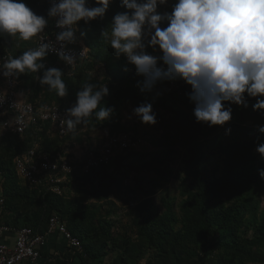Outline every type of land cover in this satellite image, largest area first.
I'll use <instances>...</instances> for the list:
<instances>
[{
  "label": "trees",
  "instance_id": "16d2710c",
  "mask_svg": "<svg viewBox=\"0 0 264 264\" xmlns=\"http://www.w3.org/2000/svg\"><path fill=\"white\" fill-rule=\"evenodd\" d=\"M174 2L158 12H170ZM126 10L120 6V0H113L103 18L87 24L83 20L78 22V34L84 33L80 36L88 57L72 73L58 56L48 54L44 58L48 66L62 70L68 88L65 97L39 84L42 72L26 71L16 77L18 89L37 108L45 104L68 108L85 82L106 84L109 95L100 106L106 104L114 112L102 122L89 117L66 136H60L56 130L52 136L50 132L55 127L47 121L29 125L22 134L1 131L0 190L4 202L0 204V227H30L35 234L47 235L50 218L55 215L80 238L81 249L72 250L60 232L50 235L36 264H140L143 259L145 264H264V209L260 199L264 179L259 175V170L264 169V158L256 151L264 143V133L258 130L264 125V110L254 111L255 98H247L248 107L231 104L232 119L223 126L210 127L196 121L194 105L186 95L191 91L190 85L183 94L165 93L164 81L151 92H141L137 81L143 77L136 74L135 67L127 64L123 55L116 57L101 35L103 29L110 31L112 17ZM34 48L35 36L29 40L19 35L0 36V55L9 53L16 57ZM147 52L162 54L151 47ZM97 62L104 63L101 75ZM5 78L0 75L1 81ZM133 103H151L153 109L161 106L174 114L161 120L163 131L156 142L160 149L153 158L137 149H116L109 161H98L86 172L89 154L99 152L91 150L74 162V171L62 183L68 192L73 187L78 197H71L67 191L58 194L44 186L32 187L18 175L17 157L32 148L56 157L67 155L65 148L83 143L79 134L82 127L107 128L109 135L134 133L135 124H122L123 111ZM0 120L2 126L4 116ZM226 128L231 129L230 133L226 134ZM176 162L182 164L185 172L180 192L184 199L178 210L170 197L161 199L163 209L159 210L161 205L155 201L153 188H146L140 181L137 186L125 183L134 170L169 178L173 174L171 165ZM139 190L145 199L135 202L132 222L123 225L122 233L116 237L114 216L119 203L131 205L140 197ZM53 249L58 252H52Z\"/></svg>",
  "mask_w": 264,
  "mask_h": 264
},
{
  "label": "clouds",
  "instance_id": "9594fccd",
  "mask_svg": "<svg viewBox=\"0 0 264 264\" xmlns=\"http://www.w3.org/2000/svg\"><path fill=\"white\" fill-rule=\"evenodd\" d=\"M112 2L95 0L96 6L89 7V0H51L45 17L36 14L24 0H0V36L19 35L29 40L44 31L49 18H54L59 29L55 36L58 48L52 42H42L37 48L9 57L0 64V75L7 78L26 71L42 72L39 84L65 97L68 88L62 70L48 66L44 58L54 52L65 64L72 65L77 56L68 45L78 40V22L87 24L103 18ZM168 3L120 0V6L127 10L112 17L110 31L101 32L114 55H123L143 77L137 81L139 90L151 92L160 82L183 80L191 86L186 95L194 105L196 121L210 127L223 126L232 119L231 104L248 107L247 98H255L254 111L264 110V0H175L170 12H158V5ZM148 47L153 51L158 48L162 54H150ZM107 95L106 84L85 82L65 109L66 130L72 132L92 116L101 122L109 118L114 108L100 106ZM132 114L144 124L157 122L151 103H140ZM258 130L264 133V125ZM230 131L225 129L226 134ZM256 151L264 158V143ZM259 175L264 179V169Z\"/></svg>",
  "mask_w": 264,
  "mask_h": 264
},
{
  "label": "built area",
  "instance_id": "2783aa9c",
  "mask_svg": "<svg viewBox=\"0 0 264 264\" xmlns=\"http://www.w3.org/2000/svg\"><path fill=\"white\" fill-rule=\"evenodd\" d=\"M93 6H95V0H89V7ZM162 9H164V5H158L157 10L160 11ZM58 31L59 29L55 28V20L53 18L51 28H45L42 33L35 36L36 48L42 42H52L58 48L59 44L55 40ZM68 47L74 48L77 56L76 61L72 65L65 64L70 73H72L75 66L88 57V51L86 46L79 41V38L74 45H68ZM49 54L56 55L54 52ZM9 57V53L0 55V64ZM160 64H162V61ZM96 66L98 74L101 75L104 71V63L97 62ZM186 86L189 85L183 80L164 81L163 91L165 93L177 92L183 94ZM65 109L66 107L59 104H45L38 108L35 107L32 102L18 96V80L16 77L5 78L4 88L0 91V113L5 119L2 123L3 130L22 134L29 125L36 124L39 121H47L54 125L60 136H66L70 132L66 130ZM132 123H139V120L132 118ZM141 143L142 138L132 132L108 135L104 146L99 149L98 154L96 155L93 152L89 154L86 159L85 171H89L98 161H109L116 149H136ZM76 161V159L67 155L56 157L50 155L47 151L32 148L15 159V167L18 175L28 185L32 187L44 186L47 190L62 194L66 190L62 183L66 182L67 176L74 171V162ZM59 173H62V175ZM3 202L4 199L0 190V204L2 205ZM0 232L13 234L11 241L7 239L0 242V264H36L41 258L40 250L46 246L48 237L56 232H60L68 248L79 250L82 246L80 238L73 235L67 228L66 223L60 221L55 215L50 218L47 235L35 234L30 227L14 229L9 226H1ZM53 250L52 252H58Z\"/></svg>",
  "mask_w": 264,
  "mask_h": 264
},
{
  "label": "rangeland",
  "instance_id": "374dc122",
  "mask_svg": "<svg viewBox=\"0 0 264 264\" xmlns=\"http://www.w3.org/2000/svg\"><path fill=\"white\" fill-rule=\"evenodd\" d=\"M169 3H172V0H169ZM134 107H136L134 103L130 104L128 108L123 111L122 124L125 127L133 126L132 124L134 123H132V118L138 119V117L132 114ZM156 108H154L153 111L156 114L157 122L154 125L144 124L138 119L139 123L135 124L133 131L135 134H137L139 137L142 138V143L136 149L147 152L149 155V159L153 158L156 155V152L160 149V147L157 145L156 142L158 141L163 131V129L161 128V120L168 119L174 115L173 113L167 111L165 108H162L161 106H158ZM0 118H2V116ZM0 129H3L1 128V124H0ZM50 134L52 136L55 135L56 134L55 129L51 130ZM79 134L84 139L83 143H79V144L77 143L75 144L74 147H68L64 149V152L67 155L71 156L73 159L76 160L83 159L85 155L91 150L101 149L107 140V136L109 135V130L107 128L106 129L96 128L92 130V129H88L87 127H82L80 129ZM0 136H1V130H0ZM171 168L173 174L169 178H161L160 176H157L154 172L147 170H140V172L134 170L130 173L129 177L126 178L125 183L131 186H137V182L140 181V184L141 185L143 184L146 188L149 189L153 188L156 191V193L154 194L155 201L157 204L161 205L159 210L163 209L162 200H161L163 197L166 198L170 197L175 204L176 210H178L180 203L184 199L181 196L180 192H181V183L183 181L185 172H184V167L179 162H176L173 165H171ZM136 178H138V181L136 180ZM67 190L68 189L66 188L65 191ZM69 192L67 194H70L71 197L79 196V194L73 190V187L70 188ZM139 194L140 197L137 198V200H135L134 202H132L131 205H124L119 203V209L116 211V214L114 216V220L116 222L114 235L116 237L122 233L123 225H127V224L129 225L132 222L131 220L132 216L133 214H136V211H133L132 208H134L135 204L137 203L136 201H143L145 199L142 190H139ZM260 199L262 200L261 209H264V189L262 190ZM111 256L112 254L110 253L107 259L109 260ZM145 263L146 260L143 259V261L141 260L140 264H145Z\"/></svg>",
  "mask_w": 264,
  "mask_h": 264
},
{
  "label": "crops",
  "instance_id": "0c3cea01",
  "mask_svg": "<svg viewBox=\"0 0 264 264\" xmlns=\"http://www.w3.org/2000/svg\"><path fill=\"white\" fill-rule=\"evenodd\" d=\"M24 3L30 7L36 14L43 15L47 17V11L51 6V0H24ZM53 18H49L48 25L46 29H50L52 26ZM0 87L4 88V82L0 80ZM18 96L20 98L26 99V95L23 91L18 89ZM2 128V126H1ZM1 131L3 129H0ZM13 238V234H3L0 232V242L5 240H10ZM11 241V240H10Z\"/></svg>",
  "mask_w": 264,
  "mask_h": 264
},
{
  "label": "bare ground",
  "instance_id": "6f19581e",
  "mask_svg": "<svg viewBox=\"0 0 264 264\" xmlns=\"http://www.w3.org/2000/svg\"><path fill=\"white\" fill-rule=\"evenodd\" d=\"M77 35H78L79 41L81 42V38H80V35L78 34V32H77ZM83 60H84V59H83ZM83 60H81V62H82Z\"/></svg>",
  "mask_w": 264,
  "mask_h": 264
},
{
  "label": "water",
  "instance_id": "95a60500",
  "mask_svg": "<svg viewBox=\"0 0 264 264\" xmlns=\"http://www.w3.org/2000/svg\"><path fill=\"white\" fill-rule=\"evenodd\" d=\"M80 38H81V36H80ZM75 47H77V46H75Z\"/></svg>",
  "mask_w": 264,
  "mask_h": 264
}]
</instances>
